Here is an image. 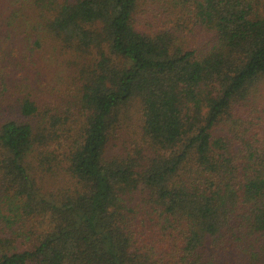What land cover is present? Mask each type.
<instances>
[{"label": "trees", "instance_id": "obj_1", "mask_svg": "<svg viewBox=\"0 0 264 264\" xmlns=\"http://www.w3.org/2000/svg\"><path fill=\"white\" fill-rule=\"evenodd\" d=\"M0 264H264V0H0Z\"/></svg>", "mask_w": 264, "mask_h": 264}, {"label": "rangeland", "instance_id": "obj_2", "mask_svg": "<svg viewBox=\"0 0 264 264\" xmlns=\"http://www.w3.org/2000/svg\"><path fill=\"white\" fill-rule=\"evenodd\" d=\"M19 74V73H18ZM13 76H15L14 74L12 75V77ZM215 133H220V131L217 129V128H215V131H214Z\"/></svg>", "mask_w": 264, "mask_h": 264}]
</instances>
